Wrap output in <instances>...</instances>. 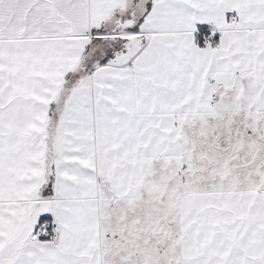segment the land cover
Instances as JSON below:
<instances>
[{"label": "snow or ice", "instance_id": "snow-or-ice-1", "mask_svg": "<svg viewBox=\"0 0 264 264\" xmlns=\"http://www.w3.org/2000/svg\"><path fill=\"white\" fill-rule=\"evenodd\" d=\"M0 264H264V0H0Z\"/></svg>", "mask_w": 264, "mask_h": 264}]
</instances>
